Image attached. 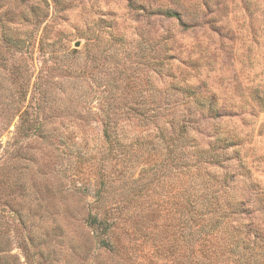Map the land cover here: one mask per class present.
Returning a JSON list of instances; mask_svg holds the SVG:
<instances>
[{
	"label": "rangeland",
	"instance_id": "rangeland-1",
	"mask_svg": "<svg viewBox=\"0 0 264 264\" xmlns=\"http://www.w3.org/2000/svg\"><path fill=\"white\" fill-rule=\"evenodd\" d=\"M186 200L264 237V0H0V257L196 264Z\"/></svg>",
	"mask_w": 264,
	"mask_h": 264
},
{
	"label": "trees",
	"instance_id": "trees-1",
	"mask_svg": "<svg viewBox=\"0 0 264 264\" xmlns=\"http://www.w3.org/2000/svg\"><path fill=\"white\" fill-rule=\"evenodd\" d=\"M163 14L165 16H176L177 18L180 19V14L178 12H175L171 9H165ZM4 39L10 38L14 39L15 42L17 43V34H9L4 32ZM7 40V39H6ZM9 42H12V40H9ZM13 43V42H12ZM204 105V104H202ZM110 130L108 127L105 128V135L109 136L110 135ZM189 205H194L195 207V212L197 214L196 217L191 218L192 219V227L195 226V236L189 239V241H197L198 246L196 247L197 250L200 251V255L203 256L202 260H199L196 264H218L219 261L222 259H233L235 260L236 257H238L239 260L243 261V264H257L256 262L260 259H262V263L264 264V254H261V251L255 254L254 252V247L250 250V252L247 254L244 249L248 248L249 246H254L258 240H264L263 235L258 231H254V240L251 242L248 241L249 246L243 245V238L241 237L242 233H246L248 239H251L250 232L252 231L251 227H246L245 232L241 230V225H234L231 223L228 219L229 217V212L231 211L233 213H248V209L246 210V206L242 202H233L231 200L225 201L224 205L225 208L222 206L219 209V215H221L225 220L222 221V219H217L215 221H209L206 222V215L207 214H214L217 210H213L210 204H206L201 201L193 200V201H183L181 203L182 209L183 210H188L189 211ZM221 218V217H220ZM189 219H184L183 220V227H188L189 225ZM89 225L94 227L97 232L99 231V234H97L101 241L103 243H108L106 235L109 238L110 234L115 233V221L109 220L107 217H102L99 218L97 215L90 216L88 218ZM245 226V225H244ZM191 227V226H190ZM221 231L224 234H227V239L223 238V242L219 240V247L218 248H212V237L211 235L214 234L217 236V234ZM253 232V231H252ZM193 233V235H194ZM197 235V237H196ZM250 237V238H249ZM261 246V245H260ZM264 249V245L261 246ZM250 248V247H249ZM191 249V248H190ZM194 249V248H192ZM217 249L221 250V253H217ZM168 251L173 253V249H168ZM212 252V253H209ZM261 257V258H260ZM237 259V258H236ZM238 260V261H239ZM8 260L6 258L0 257V264H8ZM184 264V263H183Z\"/></svg>",
	"mask_w": 264,
	"mask_h": 264
}]
</instances>
